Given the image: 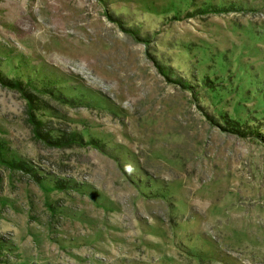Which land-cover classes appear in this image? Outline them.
<instances>
[{"label": "rangeland", "instance_id": "1", "mask_svg": "<svg viewBox=\"0 0 264 264\" xmlns=\"http://www.w3.org/2000/svg\"><path fill=\"white\" fill-rule=\"evenodd\" d=\"M0 264H264V0H0Z\"/></svg>", "mask_w": 264, "mask_h": 264}, {"label": "trees", "instance_id": "2", "mask_svg": "<svg viewBox=\"0 0 264 264\" xmlns=\"http://www.w3.org/2000/svg\"><path fill=\"white\" fill-rule=\"evenodd\" d=\"M14 86L15 88H17L16 87V85L17 84H15V85H13V84H11V82L9 83V86ZM243 129V128H242ZM231 131H234L235 132V134H239L240 136H242V137H248V136H254V137H256L257 136V134L258 133H254L253 131H251L250 129H246V130H248V132H243V131H241V129L240 130H234L232 127H231V129H230ZM250 130V131H249ZM255 134V135H254ZM45 141L47 142V143H49L50 145H52V146H56V147H62V146H65V145H69L70 143H76V142H78V143H81L80 141V138L78 137V136H76V134L74 133V134H72L69 138H67V137H63V136H61V138H56V139H50V137L49 136H47V137H45ZM19 168H21L22 169V166L20 165V166H18Z\"/></svg>", "mask_w": 264, "mask_h": 264}]
</instances>
